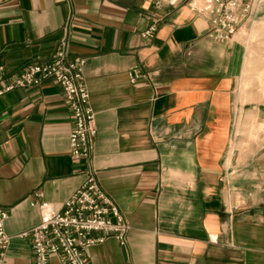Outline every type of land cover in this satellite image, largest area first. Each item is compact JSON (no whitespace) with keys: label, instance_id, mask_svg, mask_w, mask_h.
I'll return each instance as SVG.
<instances>
[{"label":"crops","instance_id":"crops-1","mask_svg":"<svg viewBox=\"0 0 264 264\" xmlns=\"http://www.w3.org/2000/svg\"><path fill=\"white\" fill-rule=\"evenodd\" d=\"M150 6L0 0V63L14 71L46 61L65 33L68 51L85 58L95 124L87 160L72 158L71 114L56 81L0 94L3 264H34L29 235L18 233L39 221L40 202L59 208L85 168L128 224L123 242L86 246L88 264H264V93L239 85L244 41L211 39L185 3L163 7L143 41ZM263 11L260 1L253 16ZM131 67L143 75L131 80ZM248 124L260 128L242 133Z\"/></svg>","mask_w":264,"mask_h":264},{"label":"built area","instance_id":"built-area-1","mask_svg":"<svg viewBox=\"0 0 264 264\" xmlns=\"http://www.w3.org/2000/svg\"><path fill=\"white\" fill-rule=\"evenodd\" d=\"M261 0H151L145 13L146 26L139 31L143 41H149L163 21L162 8L175 7L181 2L196 14L203 15L214 39L224 41L250 24L256 4ZM85 58L68 51L63 33L56 41L48 60L32 61L14 71L0 63V94L15 87L37 84L51 78L61 87L65 104L71 114L68 131V152L72 158L87 160L95 134L94 112L88 102V92L82 69ZM130 79L143 75L136 67L128 70ZM81 183L65 198L57 209L40 202L37 223L19 235L28 234L34 264H88L84 248L107 236L124 241L128 224L112 199L101 189L92 168L84 169ZM39 194V193H38ZM6 211L0 207V264H3L9 235L3 224ZM211 239L215 236L210 235Z\"/></svg>","mask_w":264,"mask_h":264},{"label":"rangeland","instance_id":"rangeland-1","mask_svg":"<svg viewBox=\"0 0 264 264\" xmlns=\"http://www.w3.org/2000/svg\"><path fill=\"white\" fill-rule=\"evenodd\" d=\"M264 3V0H261ZM185 3V2H181ZM180 4V3H179ZM186 4V3H185ZM177 6V5H176ZM264 12V11H263ZM200 15V14H199ZM203 16V15H201ZM204 17V16H203ZM205 18V17H204ZM207 22V35L215 40L212 37L211 32L209 30V23ZM238 35L242 38L245 44V56L247 57L245 71L247 74L246 79H242V82L239 84L240 87L246 88L248 86H261L263 85L262 91L264 93V13L259 14L257 17H254L250 24H246L242 30L234 33L233 35ZM226 41V40H224ZM219 41V42H224ZM239 125L233 126L235 128V134L238 136L240 132ZM259 126L248 124L246 127H243L242 133H247L249 135L255 134L256 129Z\"/></svg>","mask_w":264,"mask_h":264}]
</instances>
